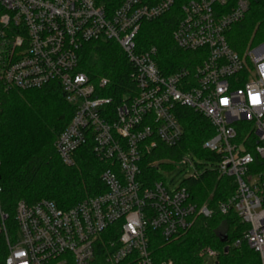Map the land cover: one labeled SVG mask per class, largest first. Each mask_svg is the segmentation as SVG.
I'll return each mask as SVG.
<instances>
[{"label": "built area", "instance_id": "built-area-1", "mask_svg": "<svg viewBox=\"0 0 264 264\" xmlns=\"http://www.w3.org/2000/svg\"><path fill=\"white\" fill-rule=\"evenodd\" d=\"M177 2L181 16L173 40L182 50H201L204 57L194 70L166 73L156 62L157 49L140 48L138 36L143 22L159 18ZM249 7V0H118L114 9L96 0H0V94L58 83L75 107L55 141L58 155L73 166L78 148L92 143L106 166L100 175L105 191L68 209L49 199L20 200L16 242L8 237L0 184V233L9 249L5 264H92L102 233L113 225L120 234L107 245V261L120 264L131 257L136 264H155L149 230L172 241L185 234L197 216L211 217L212 209L192 202L183 185L171 189L163 179L146 185L140 178L144 157L159 144L174 147L181 141L177 105L210 121L214 134L202 147L218 159L196 164L205 171L210 163L211 169L234 178L236 192L219 204V211L233 210L248 225L233 246L245 242L264 264V176L250 174L255 160L264 158V105L253 108L248 100L249 91L264 93L258 70L264 63V42L240 53L227 39ZM98 40L116 42L134 66L136 91L114 106L112 98L101 94L108 78L94 83L79 69L82 47ZM223 96L230 98L227 107L220 103ZM167 160L151 165L160 170ZM200 255L205 264H217L216 250L205 247Z\"/></svg>", "mask_w": 264, "mask_h": 264}, {"label": "trees", "instance_id": "trees-1", "mask_svg": "<svg viewBox=\"0 0 264 264\" xmlns=\"http://www.w3.org/2000/svg\"><path fill=\"white\" fill-rule=\"evenodd\" d=\"M96 2H104L110 9L118 5V0ZM249 3L245 17L227 32L229 45L240 53L248 45L264 42V0H249ZM180 16L177 2L159 18L143 22L138 36L140 48L157 49L156 62L166 73L184 67L194 70L204 57L201 50H182L173 40ZM79 69L94 83L102 77L108 78V85L101 94L112 98L113 106L119 104L125 95L136 91L134 66L114 41L98 40L85 44L80 52ZM0 105L1 207L8 214V237L11 242H16L19 232L15 211L20 200L34 203L49 199L60 208L68 209L105 191L100 175L106 166L96 157L92 143L78 148L73 166L65 165L58 155L55 141L75 113V107L66 100L58 83L53 82L41 89L3 91ZM175 111L183 127V137L176 146L159 144L144 157L140 178L146 185L162 179L157 167L151 165L154 161L179 160L186 153L207 162L218 159V155L202 147L204 141L214 134L208 118L183 105H177ZM162 167L168 166L163 164ZM254 173L264 176V158H257L251 165L250 174ZM182 185L192 202L198 206L207 205L213 214L211 217L197 216L192 227L172 241H166L159 232L149 230V249L154 263L170 260L174 264H205L200 252L210 247L218 252L217 264H260L258 253L245 242L233 246L237 239L243 238L248 225L233 210L226 214L219 211V204L228 201L236 192L234 178L207 168L196 177L186 178ZM119 234L116 225L102 233L92 264H112L106 259L107 245ZM8 251L7 239L1 232L0 264H5ZM120 264L136 263L128 257Z\"/></svg>", "mask_w": 264, "mask_h": 264}, {"label": "rangeland", "instance_id": "rangeland-1", "mask_svg": "<svg viewBox=\"0 0 264 264\" xmlns=\"http://www.w3.org/2000/svg\"><path fill=\"white\" fill-rule=\"evenodd\" d=\"M253 45V44H252ZM251 45H248L249 47ZM246 47V48H247ZM245 48V49H246ZM175 161V162H174ZM167 160L165 161L166 167L160 168L159 172L162 175V179L165 181V183L171 188L176 189L180 187L183 183V180L190 176L195 171L202 172L203 168H199L198 164L196 162H205L203 158H200L192 153H186L184 157L180 160ZM209 168L213 167L210 165V163H207Z\"/></svg>", "mask_w": 264, "mask_h": 264}, {"label": "clouds", "instance_id": "clouds-1", "mask_svg": "<svg viewBox=\"0 0 264 264\" xmlns=\"http://www.w3.org/2000/svg\"><path fill=\"white\" fill-rule=\"evenodd\" d=\"M258 70L260 71V75L261 77H264V63H261L258 65ZM82 79V77H81ZM221 91H223V89H221ZM262 96H264V93H261L260 91H249L248 92V100H249V104L255 108L257 106H261L264 105V98H262ZM220 103L222 106L227 107L230 104V98L227 96H223L220 100ZM27 253L26 252H20L19 256H26ZM21 264H28L27 260H23L21 262Z\"/></svg>", "mask_w": 264, "mask_h": 264}, {"label": "water", "instance_id": "water-1", "mask_svg": "<svg viewBox=\"0 0 264 264\" xmlns=\"http://www.w3.org/2000/svg\"><path fill=\"white\" fill-rule=\"evenodd\" d=\"M223 240H226V237ZM227 250H228V247L225 248V251H227Z\"/></svg>", "mask_w": 264, "mask_h": 264}]
</instances>
